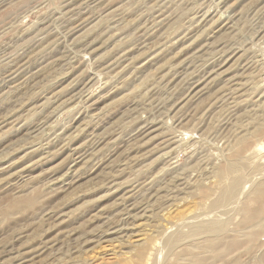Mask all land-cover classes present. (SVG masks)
<instances>
[{
    "label": "rangeland",
    "instance_id": "1",
    "mask_svg": "<svg viewBox=\"0 0 264 264\" xmlns=\"http://www.w3.org/2000/svg\"><path fill=\"white\" fill-rule=\"evenodd\" d=\"M263 173L264 0H0V264H264Z\"/></svg>",
    "mask_w": 264,
    "mask_h": 264
},
{
    "label": "bare ground",
    "instance_id": "2",
    "mask_svg": "<svg viewBox=\"0 0 264 264\" xmlns=\"http://www.w3.org/2000/svg\"><path fill=\"white\" fill-rule=\"evenodd\" d=\"M68 2V1H67ZM76 4V3H75ZM98 4H100V3H98ZM70 5V4H69ZM83 5V4H82ZM66 6V5H65ZM97 6V5H96ZM113 7V6H112ZM68 8V7H67ZM78 9V8H77ZM91 9V8H90ZM73 11V10H72ZM117 13V12H116ZM127 17V16H126ZM110 18H111V16H110ZM98 20V19H97ZM87 21V20H86ZM96 23V22H95ZM102 25V24H101ZM98 26V25H97ZM111 26V25H110ZM129 29V28H128ZM98 33V32H97ZM92 38V37H91ZM41 44V43H40ZM79 46V45H78ZM83 46V45H82ZM84 47V46H83ZM35 50V49H34ZM53 55V54H52ZM58 57V56H57ZM67 60V59H66ZM53 65V64H52ZM51 66V65H50ZM48 69V68H47ZM52 69V68H51ZM50 70V69H49ZM45 71H46V68H45ZM44 71V72H45ZM47 72V71H46ZM49 72V71H48ZM40 73H41V71H40ZM46 74V73H45ZM36 77V76H35ZM264 174V173H263ZM262 175V174H261ZM264 176V175H263ZM251 178V177H250ZM253 178V177H252ZM258 178V177H257ZM256 180V179H255ZM249 181V180H248ZM254 181V180H253ZM236 188H237V184H236V181H234L233 182V185H231V187H229L228 188V190H226V188H225V192L223 191V196H225V197H227V199H228V197L230 198V197H232V195L233 194H237L236 192H235V190H236ZM248 189V188H247ZM237 190H238V188H237ZM236 190V191H237ZM235 192V193H234ZM254 194L256 195V196H263L264 197V182H261V183H259V184H257L256 186H255V188H254ZM253 195V194H252ZM234 196V195H233ZM254 196V195H253ZM248 197V196H247ZM246 197V198H247ZM233 198H235V196L233 197ZM233 198H231V199H233ZM240 198V197H239ZM226 200V199H225ZM230 200V199H229ZM234 200V199H233ZM232 200V201H233ZM253 200V199H252ZM264 200V199H263ZM239 201V200H238ZM254 202V201H253ZM226 203V202H225ZM228 203H229V201H228ZM252 203V202H251ZM261 203V202H260ZM221 204H222V202H221ZM250 204V203H249ZM262 204H263V202H262ZM261 204V205H262ZM229 205V204H228ZM248 205V204H247ZM250 205H253V203L252 204H250ZM249 206V205H248ZM260 207V206H259ZM222 208V207H221ZM230 208V207H229ZM263 210V212H262V214H263V217L261 218V219H256L255 217V215H250L249 216V219L251 220V221H253L254 220V222L251 224V226L249 227V228H255V227H257V226H259V225H261L263 222H264V204H263V206L261 207ZM245 210H247V211H249V208L247 209V207H245ZM252 209H250V212H252L251 211ZM255 210V209H254ZM227 211H228V209H227ZM226 211V212H227ZM220 212H221V210H220ZM249 212V213H250ZM210 213V212H209ZM213 213V212H212ZM211 213V214H212ZM247 213V212H246ZM258 213V212H257ZM261 213V212H260ZM205 214V213H204ZM207 214V213H206ZM206 214L204 215V216H206ZM232 214V213H231ZM199 215V214H198ZM202 215V214H201ZM201 215H199V216H201ZM221 215V214H220ZM226 215V214H225ZM195 216V215H194ZM198 216V217H199ZM211 216V215H210ZM246 216H248V215H246ZM255 216V217H254ZM221 217V216H220ZM235 217V216H234ZM202 218H203V216H202ZM230 218V217H229ZM195 219V217H192V218H190V217H188L187 219H185V220H183V222H181L182 224H187V223H192V221ZM253 219V220H252ZM225 220V219H224ZM223 220V221H224ZM232 222V221H231ZM180 223V224H181ZM208 223V222H207ZM219 223V222H218ZM218 223H216L217 225H212V226H209V225H202V226H199V227H197V228H194L193 230H192V232H191V237L189 238L190 240L194 237V236H196V235H198V234H200V233H202L203 231H205V229L206 228H209V230H211V232H213V231H215V232H217V231H221V230H223L224 229V224H218ZM245 223V222H244ZM247 223V222H246ZM196 224V223H195ZM206 224V223H205ZM196 225H198V224H196ZM247 225V224H246ZM245 225V226H246ZM248 225H249V222H248ZM184 226H186V225H184ZM189 226V225H188ZM179 227L181 228V226L179 225ZM244 227V226H243ZM243 227L241 228V229H243ZM183 229V228H182ZM235 229V228H234ZM206 230H208V229H206ZM225 230H227V229H225ZM224 231V230H223ZM228 231H231V233H232V230H228ZM228 231H226V232H228ZM207 232V231H206ZM209 232V231H208ZM225 232V231H224ZM235 232V231H234ZM237 232H239V231H237ZM167 234V233H166ZM173 234V233H172ZM206 234H208V233H206ZM213 234H214V232H213ZM236 234V233H235ZM240 233H238V235H239ZM168 235V234H167ZM174 235V234H173ZM203 235H204V233H203ZM202 235V236H203ZM237 235V234H236ZM237 235V236H238ZM199 236V235H198ZM172 238H169L168 240H167V245H168V250L170 251V250H172L173 248H175V245L176 246H178L179 244H182V242H184V240L183 241H181V243H178V245H177V241H176V239H179V238H176L175 240L173 239V237L174 236H171ZM199 237H201V236H199ZM227 237V236H226ZM229 238L230 237H236V236H228ZM195 238V237H194ZM193 238V239H194ZM180 239H182V238H180ZM179 239V240H180ZM187 239V238H186ZM188 239V240H189ZM189 240V241H190ZM200 240V239H199ZM186 241V240H185ZM201 242V241H200ZM185 244H186V242H184ZM198 243V242H197ZM166 245V246H167ZM183 245V244H182ZM181 245V246H182ZM187 245V244H186ZM186 245H184V246H186ZM194 245V244H193ZM221 245V244H220ZM192 246V245H191ZM183 247V246H182ZM194 247H196V246H194ZM217 247H219L218 245H217ZM200 249H201V247H200ZM199 249V250H200ZM204 249V248H203ZM207 249V248H206ZM209 249V248H208ZM215 249V248H214ZM193 251V250H192ZM197 251H198V249H197ZM202 251V250H201ZM205 251V250H204ZM190 252V251H189ZM211 252V251H210ZM206 253H208V250H206ZM190 254V253H189ZM167 255V254H166ZM206 255V254H205ZM168 256V255H167ZM170 256V255H169ZM172 256V255H171ZM201 256V255H200ZM179 257V256H178ZM203 257V256H202ZM176 258V257H175ZM201 258V257H200ZM168 259V258H167ZM174 259V258H173ZM176 260V259H175ZM184 258H183V262H184ZM188 260V259H187ZM183 262H181V263H183ZM169 263V262H168ZM179 263V262H178ZM177 263V264H178ZM161 264H162V262H161ZM166 264V263H165ZM185 264H195V263H193V261H186V263Z\"/></svg>",
    "mask_w": 264,
    "mask_h": 264
}]
</instances>
